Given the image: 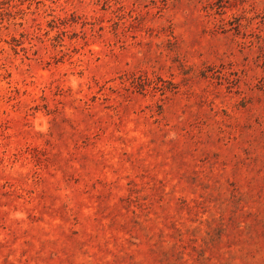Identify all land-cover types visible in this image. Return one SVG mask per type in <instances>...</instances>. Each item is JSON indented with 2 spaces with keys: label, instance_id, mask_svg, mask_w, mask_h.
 Returning <instances> with one entry per match:
<instances>
[{
  "label": "rangeland",
  "instance_id": "374dc122",
  "mask_svg": "<svg viewBox=\"0 0 264 264\" xmlns=\"http://www.w3.org/2000/svg\"><path fill=\"white\" fill-rule=\"evenodd\" d=\"M0 264H264V0H0Z\"/></svg>",
  "mask_w": 264,
  "mask_h": 264
}]
</instances>
